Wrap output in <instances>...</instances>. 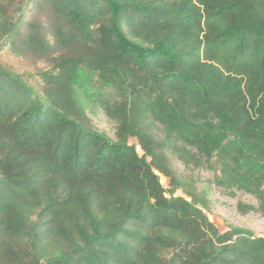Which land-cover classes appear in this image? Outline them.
Returning <instances> with one entry per match:
<instances>
[{
  "label": "trees",
  "instance_id": "trees-1",
  "mask_svg": "<svg viewBox=\"0 0 264 264\" xmlns=\"http://www.w3.org/2000/svg\"><path fill=\"white\" fill-rule=\"evenodd\" d=\"M24 1L0 0V42L49 68L0 62V264H264L190 172L264 217V0H31L23 29Z\"/></svg>",
  "mask_w": 264,
  "mask_h": 264
},
{
  "label": "rangeland",
  "instance_id": "rangeland-1",
  "mask_svg": "<svg viewBox=\"0 0 264 264\" xmlns=\"http://www.w3.org/2000/svg\"><path fill=\"white\" fill-rule=\"evenodd\" d=\"M32 1L25 0L22 8L18 14V19H22L21 26L23 29L24 23L31 18L37 19L39 22H44L45 17L36 16V10L32 12ZM36 20V21H37ZM19 48L21 49L19 52ZM23 46L20 44L16 48H12L11 45L3 46V42H0V62L16 74L23 77V79L32 86L41 85V79L39 73L49 68V64L43 60H39L33 54L24 51ZM90 118L94 122L97 129L108 134L111 139H115V126L114 124L101 112L96 114H90ZM130 144L135 146L140 156L143 155V151L139 145L137 139H131ZM171 164L173 169L179 173L187 172L180 161L176 157L170 155ZM195 176H199L201 179L200 188L207 189L209 198L211 201L210 209L206 211L209 220L221 231L227 232L232 227H240L251 230L256 236L264 237V217L251 211L248 214H242L239 210L240 205L258 207V201L251 195L243 192H236L233 197H230L223 193L221 190L212 184L214 179L219 175V168L216 164L212 168H201L194 171ZM162 185L166 188H170V181L160 176ZM177 196H183L181 192L176 194Z\"/></svg>",
  "mask_w": 264,
  "mask_h": 264
}]
</instances>
